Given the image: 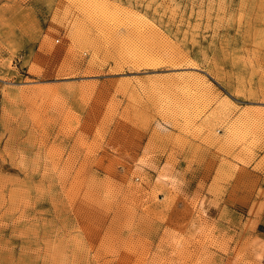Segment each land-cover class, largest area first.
I'll list each match as a JSON object with an SVG mask.
<instances>
[{"label":"rangeland","instance_id":"1","mask_svg":"<svg viewBox=\"0 0 264 264\" xmlns=\"http://www.w3.org/2000/svg\"><path fill=\"white\" fill-rule=\"evenodd\" d=\"M0 264H264V0H0Z\"/></svg>","mask_w":264,"mask_h":264}]
</instances>
